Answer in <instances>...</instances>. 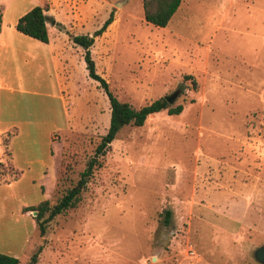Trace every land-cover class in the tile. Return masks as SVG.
Segmentation results:
<instances>
[{"label":"rangeland","instance_id":"1","mask_svg":"<svg viewBox=\"0 0 264 264\" xmlns=\"http://www.w3.org/2000/svg\"><path fill=\"white\" fill-rule=\"evenodd\" d=\"M34 5L55 19L47 29L56 44L62 39L64 88L46 46L23 35L41 67L20 66L22 81L11 65L5 72L24 90L0 99L1 114L18 122L9 147L21 171L0 182V252L18 264L39 247L37 264H260L264 0H182L164 27L145 20L142 0H0L4 33H17L16 17ZM110 14L90 52L112 93L139 108L178 91L171 105L183 109L122 126L77 206L40 235L34 210L22 205L54 203L57 181L77 180L109 124L108 98L69 33L92 35Z\"/></svg>","mask_w":264,"mask_h":264},{"label":"trees","instance_id":"2","mask_svg":"<svg viewBox=\"0 0 264 264\" xmlns=\"http://www.w3.org/2000/svg\"><path fill=\"white\" fill-rule=\"evenodd\" d=\"M144 9V18L147 22L154 26L164 27L169 22L172 15L178 9L182 0H142ZM46 8L41 5H34L24 14L18 17L15 28L20 33L29 37L35 38L41 42H48V29L45 11ZM112 21V14H110L97 28L92 35L89 34H70L71 41L81 46L83 51V60L85 62V68L87 75L97 81L98 86L106 94L110 105V117L109 124L106 132L101 136L100 140L94 147L92 155L88 158L85 167L80 171L79 177L74 183L67 185L57 181V188L60 190V196L54 203H50L48 199H44L37 204L28 205L23 207L24 211H36L33 218L36 223V228L39 230L40 235H43L46 231V226L55 216L66 212L69 209L75 208L81 200V195L89 178L92 176L95 169L102 166L101 158L107 153L110 143L115 138L118 130L124 125H143L146 118L153 113L166 110L169 114H178L183 109V104L178 103L171 105L161 96L148 104H145L139 108L132 107L128 102L119 100L110 90L108 82L101 76L95 66L94 59L91 56L90 46L94 42L96 36L101 35L107 26ZM59 29H63L58 22ZM0 26H1V13H0ZM68 32V31H66ZM183 80H188L191 87L195 89L197 87V81L191 74H185ZM181 89V87H180ZM15 132L7 130L1 134V145L3 148V158L0 160V174L4 175L0 177V182L8 183L17 179L20 176L19 171L12 163V154L9 147L10 139ZM9 177H5V174ZM171 211L170 209L164 210V221L168 222ZM41 251V247L37 251L30 255L28 264L38 263V253ZM17 257L0 252V264H18Z\"/></svg>","mask_w":264,"mask_h":264},{"label":"crops","instance_id":"3","mask_svg":"<svg viewBox=\"0 0 264 264\" xmlns=\"http://www.w3.org/2000/svg\"><path fill=\"white\" fill-rule=\"evenodd\" d=\"M46 14V13H45ZM21 16V15H20ZM2 14H1V26H0V99L2 98V91L11 92L13 90H24L23 88V82L22 79H20V76L17 74L19 73V67L20 66H26L28 64L35 65L37 64L39 68L41 67V58L38 62H36V58L34 56L28 55L27 46H23V44H26L25 37H23L24 34L20 33L19 31L17 33H14V31L9 30L7 33H4L3 26H2ZM19 16L16 17V20L14 23H16ZM49 34V33H48ZM25 36V35H24ZM27 36V35H26ZM55 37V36H54ZM48 42L42 44L46 46L48 50L49 60L51 61V66L55 70V64L58 67L57 73H55V78L58 81V84L60 85V89L62 90L63 87V77L65 80V76L62 75L61 70L63 69L59 67L61 65L60 61V53L63 51L60 47L62 44V39H58L59 44L55 43V39H52L48 35ZM41 42V41H40ZM30 46V45H28ZM31 47V46H30ZM31 50V49H30ZM11 65V68H13V74L15 77H19V79L15 80L16 82L7 81L5 79V72L7 70V66ZM62 81V82H61ZM55 82V81H54ZM3 109L1 102H0V144H1V134L11 128H16L17 121H9L7 112H4V114H1ZM10 115V114H9ZM16 123V124H15ZM16 133V132H15ZM14 137V136H12ZM1 150V147H0ZM26 206V204L22 205Z\"/></svg>","mask_w":264,"mask_h":264},{"label":"water","instance_id":"4","mask_svg":"<svg viewBox=\"0 0 264 264\" xmlns=\"http://www.w3.org/2000/svg\"><path fill=\"white\" fill-rule=\"evenodd\" d=\"M46 20H49L51 24L55 22V19L49 17L46 15ZM178 94V91H174L170 95H166L165 99L168 101V103H173L176 95ZM35 214V211H34ZM254 257L260 262V264H264V245H261L257 247L254 251Z\"/></svg>","mask_w":264,"mask_h":264}]
</instances>
